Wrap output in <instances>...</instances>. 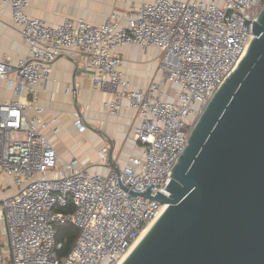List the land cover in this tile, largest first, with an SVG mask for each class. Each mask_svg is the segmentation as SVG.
<instances>
[{
  "label": "built area",
  "instance_id": "1",
  "mask_svg": "<svg viewBox=\"0 0 264 264\" xmlns=\"http://www.w3.org/2000/svg\"><path fill=\"white\" fill-rule=\"evenodd\" d=\"M2 6L11 9L29 47L16 66L0 61V79L9 90L34 95L50 80L60 57H83L94 88L112 96L109 112L120 116L131 110L139 122L134 127L139 154L119 166L118 174L111 168L93 173L77 158L60 164L45 134L49 124L42 106L29 99L0 102V174L10 180L0 181V216L7 226L9 264H121L167 207L127 196L151 185L152 197L169 196L165 189L172 170L215 91L247 52L264 0H145L126 14L125 26L112 15L103 25L79 19L51 27L29 15V0H0ZM126 46L160 51L158 82L131 88L120 70L119 50ZM74 125L80 133L88 130L80 112ZM99 156L107 166L109 149ZM70 201L73 210L66 212ZM67 224L77 238L60 257L64 244L58 241V226ZM2 254L0 236V264H6Z\"/></svg>",
  "mask_w": 264,
  "mask_h": 264
},
{
  "label": "water",
  "instance_id": "2",
  "mask_svg": "<svg viewBox=\"0 0 264 264\" xmlns=\"http://www.w3.org/2000/svg\"><path fill=\"white\" fill-rule=\"evenodd\" d=\"M253 35L193 127L169 196L152 185L127 196L167 207L122 264H264V7Z\"/></svg>",
  "mask_w": 264,
  "mask_h": 264
},
{
  "label": "crops",
  "instance_id": "3",
  "mask_svg": "<svg viewBox=\"0 0 264 264\" xmlns=\"http://www.w3.org/2000/svg\"><path fill=\"white\" fill-rule=\"evenodd\" d=\"M144 1L29 0L28 13L51 27L62 25L67 20L79 19L103 25L112 15L119 16L121 26H125L126 14L140 8ZM204 1L223 3L224 0ZM119 54L123 59L120 70L131 88L144 89L151 82L160 80L159 64L155 61L161 53L157 49L143 50L138 46H126L119 50ZM28 55L29 47L12 20L11 9L8 6L0 7V61L16 66ZM92 75V71L85 68L83 57H60L53 64L50 80L38 86L34 95L28 91L16 95L8 89L6 81L0 79V102L34 100L45 109L42 117L49 124L45 134L58 152L60 164L77 158L81 167L104 174L109 167L102 163L99 152L108 148L109 143L114 145L115 163L122 168L128 165L130 157L139 154L134 138V127L139 122L135 113L128 109H124L120 116L112 115L106 107L112 96L94 88ZM68 88L72 89V95L66 94ZM75 112H80L86 118L88 130L84 133H80L74 125ZM29 114L33 115V111H29Z\"/></svg>",
  "mask_w": 264,
  "mask_h": 264
},
{
  "label": "trees",
  "instance_id": "4",
  "mask_svg": "<svg viewBox=\"0 0 264 264\" xmlns=\"http://www.w3.org/2000/svg\"><path fill=\"white\" fill-rule=\"evenodd\" d=\"M73 210L72 201L69 202V206L67 207L66 212H70ZM77 238V230L71 224H67L64 226H58V241L64 244V248L60 253V257L66 256L71 250L74 242Z\"/></svg>",
  "mask_w": 264,
  "mask_h": 264
},
{
  "label": "rangeland",
  "instance_id": "5",
  "mask_svg": "<svg viewBox=\"0 0 264 264\" xmlns=\"http://www.w3.org/2000/svg\"><path fill=\"white\" fill-rule=\"evenodd\" d=\"M161 62V58L155 61L156 64H159ZM3 174H0V181L5 182L6 184H10V180L1 178ZM0 236L2 240V248H3V254L2 258L6 264H9L12 257L10 254V245L8 241V235H7V226L6 222L4 221V218L0 216Z\"/></svg>",
  "mask_w": 264,
  "mask_h": 264
},
{
  "label": "bare ground",
  "instance_id": "6",
  "mask_svg": "<svg viewBox=\"0 0 264 264\" xmlns=\"http://www.w3.org/2000/svg\"><path fill=\"white\" fill-rule=\"evenodd\" d=\"M152 225H153V224H151L149 227H147V229L142 233V235H141L139 241L137 242L136 246H137L138 243H140V241L145 237V235H146V234L148 233V231L151 229ZM136 246H135V247H136ZM135 247H134L133 249H135ZM121 264H122V263H121Z\"/></svg>",
  "mask_w": 264,
  "mask_h": 264
}]
</instances>
